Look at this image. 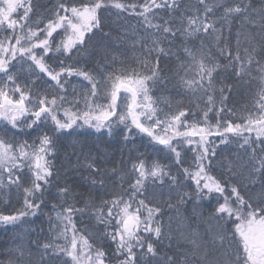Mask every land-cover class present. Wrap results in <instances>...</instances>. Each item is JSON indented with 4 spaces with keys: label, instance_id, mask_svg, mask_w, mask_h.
<instances>
[{
    "label": "snow or ice",
    "instance_id": "snow-or-ice-1",
    "mask_svg": "<svg viewBox=\"0 0 264 264\" xmlns=\"http://www.w3.org/2000/svg\"><path fill=\"white\" fill-rule=\"evenodd\" d=\"M0 206V264H264V0H0Z\"/></svg>",
    "mask_w": 264,
    "mask_h": 264
},
{
    "label": "trees",
    "instance_id": "trees-1",
    "mask_svg": "<svg viewBox=\"0 0 264 264\" xmlns=\"http://www.w3.org/2000/svg\"><path fill=\"white\" fill-rule=\"evenodd\" d=\"M46 2V0H45ZM237 99H240L239 97H237ZM87 138L89 143H91L93 140H95L96 138L94 136H88V137H82V139ZM146 143V141H145ZM139 146V144L137 145ZM103 147V145H102ZM131 145H123L122 143H119L117 141H113L110 145V147H108V151L110 154L114 155L117 159L120 156V150H123L125 153V160L127 161L128 159V149L131 148ZM15 199V197H14ZM2 207V206H0ZM48 210L45 209V212H47ZM181 212H183V209H181ZM37 225L42 226L43 228L47 229V221H46V217H41L39 220L36 221V225H33V227H36ZM18 234V232L13 231L11 228L5 229L3 226H0V254L3 253L4 249L6 247H8L13 239L15 238V236ZM4 257L2 255H0V259H3Z\"/></svg>",
    "mask_w": 264,
    "mask_h": 264
}]
</instances>
